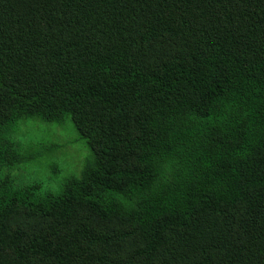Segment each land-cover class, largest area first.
<instances>
[{
  "label": "trees",
  "instance_id": "trees-1",
  "mask_svg": "<svg viewBox=\"0 0 264 264\" xmlns=\"http://www.w3.org/2000/svg\"><path fill=\"white\" fill-rule=\"evenodd\" d=\"M67 116L92 157L0 177V264H264V0H0V167Z\"/></svg>",
  "mask_w": 264,
  "mask_h": 264
},
{
  "label": "rangeland",
  "instance_id": "rangeland-1",
  "mask_svg": "<svg viewBox=\"0 0 264 264\" xmlns=\"http://www.w3.org/2000/svg\"><path fill=\"white\" fill-rule=\"evenodd\" d=\"M10 138L26 159L12 166H1L0 177L9 176L15 189L38 184L36 193L40 197L59 193L65 180L78 176L85 160L93 154L70 116L60 123L37 117L20 121ZM21 223L18 219L12 228Z\"/></svg>",
  "mask_w": 264,
  "mask_h": 264
}]
</instances>
